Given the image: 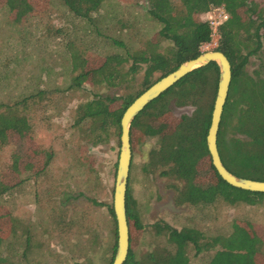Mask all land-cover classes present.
<instances>
[{"label":"trees","instance_id":"trees-1","mask_svg":"<svg viewBox=\"0 0 264 264\" xmlns=\"http://www.w3.org/2000/svg\"><path fill=\"white\" fill-rule=\"evenodd\" d=\"M105 1L108 0H59L73 17L85 21H89ZM120 1L134 5L139 2ZM144 2L146 16L158 24V30L144 47L130 49L126 43L111 38L112 46L119 52L105 56L74 55L70 70L76 75L70 79L69 85V89L74 91L86 84L114 88L131 81L142 71L141 90L133 96H95L78 104L75 126L84 122L89 124L86 132L93 145L103 144L110 128L118 134L123 111L141 92L181 63L201 53L200 48L209 43L211 34L210 27L202 17L221 7L228 18L217 28L218 40L213 51L222 53L228 60L231 80L217 133V151L222 165L231 174L264 181V59L252 74L246 70L250 57L264 53V10L258 9L249 0ZM0 4L8 8L17 22L35 16L31 0H0ZM162 42L167 46L160 47ZM154 75L158 77L153 79ZM216 79L214 63L187 74L136 115L130 125V138L134 131L155 138L156 148L148 152L144 168L150 174L158 171L160 176L178 181L179 185L173 188L172 201L175 206H188L196 210L236 208L237 216L230 220L227 233L211 237L194 228L177 230L164 222H156L150 227L153 235L149 248L144 251L129 248L123 264H189L186 255L188 248L193 250L195 256H203L202 264H260L259 259L264 262L262 233L256 230V223L241 219L238 217L240 212H237L241 206L263 208L264 193L228 186L215 173L206 151L205 136ZM184 107H190L192 111L174 118L172 111ZM227 126L233 129L234 136L231 138L224 136ZM28 133L30 127L26 119L16 112L15 106H3L0 110V144H12L13 154L8 172L14 171L7 172L0 179V198L24 183L26 177L21 175L41 176L53 158L51 150L38 152ZM125 211L130 242L129 224L135 231L145 227L137 219L127 193ZM107 215L110 264L116 239L111 206L107 207ZM15 223L10 212L0 205V246L15 234ZM88 235L89 239L85 242L90 251L97 250L96 235L92 232ZM0 264L11 263L0 255Z\"/></svg>","mask_w":264,"mask_h":264},{"label":"rangeland","instance_id":"rangeland-1","mask_svg":"<svg viewBox=\"0 0 264 264\" xmlns=\"http://www.w3.org/2000/svg\"><path fill=\"white\" fill-rule=\"evenodd\" d=\"M249 1L264 10V0ZM31 3L35 16L24 22L14 20L8 8L0 4V110L14 105L26 119L28 136L37 151L51 150L53 158L41 176L21 175L26 177L24 183L0 198V205L16 221L15 234L2 243L0 255L11 264H108L111 254L107 207L112 201L119 133L110 128L106 141L93 145L86 132L89 124L75 126V112L78 104L95 96H133L142 88V71L114 88L86 84L74 91L69 85L76 72L70 69L74 55L119 52L112 46L111 38L126 43L130 49L143 48L158 30V24L146 16L144 0L135 5L105 1L89 21L73 17L59 0ZM166 46L165 42L160 45ZM213 49L203 46L200 51ZM263 59L264 53L250 57L247 73L257 70ZM157 77L154 75L153 79ZM191 111L190 107L174 109L172 115L177 118ZM137 134L134 131L130 138L126 193L145 228L135 231L129 224V248L148 249L153 235L150 227L156 222L177 230L194 228L206 237L227 233L230 220L237 216L236 208L196 210L175 206L173 188L179 185L178 181L162 177L158 171L150 174L145 170L148 152L157 143L152 136ZM224 136H234L230 126ZM12 154L11 143L0 144V179L9 170ZM237 210L238 217L257 224L264 243V207L241 206ZM90 232L98 243L94 251L85 242ZM261 252L264 255V246ZM186 255L189 264H202L203 256H195L192 249L188 248Z\"/></svg>","mask_w":264,"mask_h":264},{"label":"water","instance_id":"water-1","mask_svg":"<svg viewBox=\"0 0 264 264\" xmlns=\"http://www.w3.org/2000/svg\"><path fill=\"white\" fill-rule=\"evenodd\" d=\"M209 63H214L217 68L214 99L205 136V147L210 164L217 176L228 186L248 192L264 193V181L237 177L227 171L221 163L216 141L231 80V69L228 60L222 53L212 50L201 52L197 57L181 63L174 71L151 84L125 108L121 115L119 120V151L116 160L111 201V210L115 222L116 242L114 255L110 264H123L129 250L125 196L131 160L130 125L136 115L151 101L190 72L205 67Z\"/></svg>","mask_w":264,"mask_h":264},{"label":"built area","instance_id":"built-area-1","mask_svg":"<svg viewBox=\"0 0 264 264\" xmlns=\"http://www.w3.org/2000/svg\"><path fill=\"white\" fill-rule=\"evenodd\" d=\"M227 18H228L227 13L221 7L213 9V10L207 12L202 17V20L206 21L208 26L211 29L210 41H209V43L203 45L204 49H207V48H212L213 49V48L216 47L217 40H218L217 28Z\"/></svg>","mask_w":264,"mask_h":264}]
</instances>
